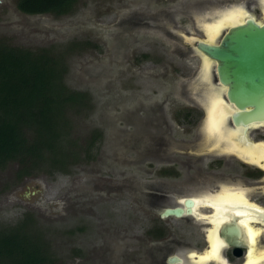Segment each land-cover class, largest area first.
Masks as SVG:
<instances>
[{
	"label": "rangeland",
	"instance_id": "obj_1",
	"mask_svg": "<svg viewBox=\"0 0 264 264\" xmlns=\"http://www.w3.org/2000/svg\"><path fill=\"white\" fill-rule=\"evenodd\" d=\"M216 1L229 7L242 0H77L72 13L58 17L24 14L12 0L0 1V38L10 45L60 53L67 66L65 84L89 94L90 110L85 105L67 115L72 120L70 137L83 148L90 130H101L102 140L90 150L94 159L86 166L87 175L80 173L88 182L93 177L105 184L97 201H91L96 189L82 188L89 193L71 205L67 201L76 191L65 198L68 188H60L68 185L70 176H59L56 186L47 185L46 178L41 188H13L15 165L8 163L0 168V227L15 224L30 211L61 264H132L146 219L160 209L143 210L133 202L132 188L151 183L177 188L187 176L180 161L192 159L185 153L191 148L180 142L192 139L194 130L178 124L172 109L191 105L183 89L193 80L197 57L187 52L184 41L206 38L195 16L219 7ZM250 12L260 20L254 4ZM179 51L187 55L180 59ZM141 53L157 61L138 58ZM162 112L170 124L164 142L156 139L163 127L158 117ZM84 156L80 151L70 157L66 168L71 162L82 163ZM170 166L178 177L156 175L159 168ZM57 194L64 196V204L55 208L50 200Z\"/></svg>",
	"mask_w": 264,
	"mask_h": 264
},
{
	"label": "flooded vegetation",
	"instance_id": "obj_2",
	"mask_svg": "<svg viewBox=\"0 0 264 264\" xmlns=\"http://www.w3.org/2000/svg\"><path fill=\"white\" fill-rule=\"evenodd\" d=\"M76 1L68 11L57 16L50 11L34 14H50L54 17L67 15L74 11ZM216 3L219 6L222 1H216ZM251 4H254L255 9L259 11L260 20H257L253 12H250ZM220 7H212L195 16L201 32H205L204 22L218 23L223 12L227 13L229 9L235 7L242 8L244 16H252L258 22L264 20V0H242L229 7ZM14 8L18 10L15 6ZM195 41L194 39L184 41L187 52H193L197 57L193 80L189 88L185 84L183 89L191 105L178 104L172 109V117L178 124L186 125L189 131L194 130L192 139L183 138L180 142L185 149L190 146L191 150L187 149L185 153L191 154L192 159L189 157L180 161L187 176L177 188L173 185L169 188H158L152 183L148 184L147 188H132L133 202L143 210L152 213L155 208H160L156 215L146 219L141 234V244L134 246L136 249H138L137 246L139 247L137 250L139 252L133 257L132 264H170L167 258L172 256L176 258L172 264H249L250 259L256 262L254 264H264V211H261L264 210V159L261 158L264 148L260 147L264 146V120L232 123L230 111L236 108L226 102L225 87L217 80L213 60H208L210 64L206 68L205 59L202 60L204 56L195 49ZM177 54L180 59L187 55L185 51H179ZM138 58L157 61L148 53H141ZM88 96L86 92V104L91 101ZM217 100L226 110V118H224L225 121L222 120L223 123H220L219 129L210 132L206 119L209 118L208 113L212 104ZM223 101L227 105H224ZM89 106L85 107L90 110L92 107L89 108ZM158 117L163 127L160 128L156 139L164 142L170 124L164 112ZM99 133L97 144L102 140L101 130ZM92 159L94 156L89 152L83 157L82 163L71 162L70 165L68 164L70 167L67 172L55 171L50 176L38 173L17 180L13 175L16 183L13 188H41V183L46 178H49L48 184L45 181L47 185L56 186L59 176L66 175L70 176V182L67 186L60 187L68 188V191L64 192L65 198H68L70 190L76 191L73 192L71 201L67 202L77 205L82 195L89 193L88 190H81L82 188L96 189L95 193L98 194L91 200L95 202L101 197L99 192L105 188V184L98 183L93 177H89L91 181L88 182L80 173L82 172L83 176L86 174V166ZM156 175L165 178L178 177L179 172L171 166L161 167L156 171ZM80 178H82L81 182ZM234 195H242L245 200L229 201L228 198ZM38 197L39 195L35 196L33 200H37ZM63 197L54 195L50 200V206L56 208L59 204H64ZM222 201L226 202L222 203ZM175 207L181 208L180 216H159L163 209ZM171 219L177 220L178 223L174 224L170 221ZM244 226L257 234L251 245V256L249 246H246L244 241ZM137 238L138 235L136 240ZM205 256L208 259L202 260L201 257Z\"/></svg>",
	"mask_w": 264,
	"mask_h": 264
},
{
	"label": "trees",
	"instance_id": "obj_3",
	"mask_svg": "<svg viewBox=\"0 0 264 264\" xmlns=\"http://www.w3.org/2000/svg\"><path fill=\"white\" fill-rule=\"evenodd\" d=\"M74 2L13 0V5L27 14L50 11L57 16ZM66 71L60 53L10 45L0 38V168L14 164L17 180L38 171L67 172L68 159L80 151L88 154L99 140L96 129L84 138L83 148L70 137L72 120L67 115L75 108L80 112L87 97L65 84ZM0 264H61L32 212L24 211L15 224L0 227Z\"/></svg>",
	"mask_w": 264,
	"mask_h": 264
},
{
	"label": "water",
	"instance_id": "obj_4",
	"mask_svg": "<svg viewBox=\"0 0 264 264\" xmlns=\"http://www.w3.org/2000/svg\"><path fill=\"white\" fill-rule=\"evenodd\" d=\"M194 40L195 49L205 57L202 60H213L226 102L236 108L230 111L232 123L264 120V20L247 15L227 25L214 41ZM181 214V208L175 207L163 209L159 216ZM175 261L173 256L167 258L170 264Z\"/></svg>",
	"mask_w": 264,
	"mask_h": 264
},
{
	"label": "bare ground",
	"instance_id": "obj_5",
	"mask_svg": "<svg viewBox=\"0 0 264 264\" xmlns=\"http://www.w3.org/2000/svg\"><path fill=\"white\" fill-rule=\"evenodd\" d=\"M238 8V7H236ZM236 8H231L228 10L227 13H224L223 16L218 19L219 22L218 23H211V22H204V29H205V35H206V38L205 40H209V41H214L220 34L221 32V29L224 27V26H227V25H230V24H234L236 23L237 21H239L240 19L243 18L244 14L242 11H240V13L238 15H235V16H230L228 15V13H230L231 10L233 9H236ZM202 24V25H203ZM205 64H207L206 68H208V65L210 64L208 61L204 60ZM203 68V67H202ZM204 70H207V69H204ZM203 70V71H204ZM203 75H204V72H203ZM205 76V75H204ZM206 78V77H205ZM208 78V77H207ZM217 99V98H216ZM212 104V103H211ZM210 112L208 113L209 114V118H207L206 120H208L207 122V126H208V130L211 131H216L217 129H219V125L220 123H223L222 120L225 117L226 113H225V109L224 107H221V102L219 100L215 101L213 104H212V107L211 109L209 110ZM207 112V111H206ZM225 121V119H224ZM222 125V124H221ZM219 133V132H218ZM228 135V134H226ZM227 138V137H226ZM228 139V138H227ZM229 140V139H228ZM229 144V143H228ZM231 145H233L231 143ZM230 145V146H231ZM231 148V147H230ZM254 154V153H253ZM227 200V199H226ZM229 201H239V200H245V198L242 197V195H234L233 197H230L228 198ZM233 201V202H234ZM218 202V201H217ZM223 202H226V201H222ZM233 202H230V203H233ZM229 203V202H228ZM216 210V209H215ZM216 244V243H215ZM216 246V245H215ZM249 260V259H248ZM256 261V260H255ZM248 262V261H247ZM256 263V262H254Z\"/></svg>",
	"mask_w": 264,
	"mask_h": 264
},
{
	"label": "snow or ice",
	"instance_id": "obj_6",
	"mask_svg": "<svg viewBox=\"0 0 264 264\" xmlns=\"http://www.w3.org/2000/svg\"><path fill=\"white\" fill-rule=\"evenodd\" d=\"M240 11H242V8H236V9L231 10L230 13H228V15L235 16V15H238ZM260 147L264 148V146H260ZM261 158L264 159V152L261 153ZM261 211H264V210H261ZM225 227H227V225H225ZM244 228H245L244 241H245L246 246H249V255L251 256V245L254 243V238H255V235L257 234L252 233L251 230L247 229L246 226H244ZM192 255H195V254H192ZM201 259L202 260L208 259V257L207 256L201 257ZM249 264H254V262L250 259Z\"/></svg>",
	"mask_w": 264,
	"mask_h": 264
}]
</instances>
